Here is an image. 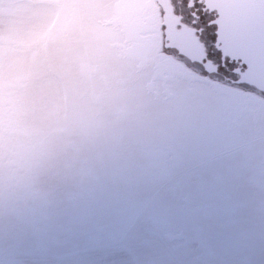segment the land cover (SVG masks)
Masks as SVG:
<instances>
[{
    "label": "rangeland",
    "instance_id": "374dc122",
    "mask_svg": "<svg viewBox=\"0 0 264 264\" xmlns=\"http://www.w3.org/2000/svg\"><path fill=\"white\" fill-rule=\"evenodd\" d=\"M159 20L0 0V262L264 264V99Z\"/></svg>",
    "mask_w": 264,
    "mask_h": 264
},
{
    "label": "water",
    "instance_id": "95a60500",
    "mask_svg": "<svg viewBox=\"0 0 264 264\" xmlns=\"http://www.w3.org/2000/svg\"><path fill=\"white\" fill-rule=\"evenodd\" d=\"M206 4L216 10L217 40L222 43L223 55L244 66L237 82L247 83L264 93V0H208ZM160 6V24L164 26V40H168L165 46H175L180 54L202 60L203 52L191 32L184 27L175 29L167 0L160 1Z\"/></svg>",
    "mask_w": 264,
    "mask_h": 264
},
{
    "label": "flooded vegetation",
    "instance_id": "af4514ba",
    "mask_svg": "<svg viewBox=\"0 0 264 264\" xmlns=\"http://www.w3.org/2000/svg\"><path fill=\"white\" fill-rule=\"evenodd\" d=\"M160 1L162 0H153L155 7H159L160 10L159 23L162 14ZM207 1L208 0H167V5L171 9V15L175 21V29L180 30L184 27L191 32L194 42L200 46L203 52L202 60H192L186 55L180 54L175 46H165L168 40H164V26L160 24L163 34V46L172 49L174 53L181 56L185 60L183 62L191 66L199 67L201 71L207 74L220 76L234 85H245L254 88L247 83L237 82L239 71H242L244 66L240 64L238 60L230 59L226 54L223 55L222 43L217 40V26L215 23L217 13L215 9L209 8L206 4ZM205 62L209 63L205 65ZM210 67H213V70H207ZM254 89L260 92L264 99V93L256 88Z\"/></svg>",
    "mask_w": 264,
    "mask_h": 264
},
{
    "label": "crops",
    "instance_id": "0c3cea01",
    "mask_svg": "<svg viewBox=\"0 0 264 264\" xmlns=\"http://www.w3.org/2000/svg\"><path fill=\"white\" fill-rule=\"evenodd\" d=\"M27 1H31V0H27ZM32 1H37V2H40V3H50V4H59V3H61L63 0H32ZM22 3H27V2H25V1H22ZM39 258V257H38ZM38 263H40L39 262V259H38ZM37 263V260L36 259H34V258H32V259H29V260H27V261H25V262H21V263H11V262H9V263H3V262H0V264H38ZM43 264H45V263H43ZM55 264H62L61 263V259L60 260H58V263H57V261L55 260Z\"/></svg>",
    "mask_w": 264,
    "mask_h": 264
},
{
    "label": "trees",
    "instance_id": "16d2710c",
    "mask_svg": "<svg viewBox=\"0 0 264 264\" xmlns=\"http://www.w3.org/2000/svg\"><path fill=\"white\" fill-rule=\"evenodd\" d=\"M78 34V33H77ZM82 45V44H81ZM73 56V52H72V50H71V54H70V58ZM117 98V97H116ZM115 99V98H114Z\"/></svg>",
    "mask_w": 264,
    "mask_h": 264
}]
</instances>
